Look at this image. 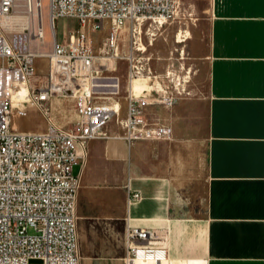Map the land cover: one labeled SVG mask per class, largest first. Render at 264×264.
Segmentation results:
<instances>
[{
  "label": "built area",
  "instance_id": "obj_1",
  "mask_svg": "<svg viewBox=\"0 0 264 264\" xmlns=\"http://www.w3.org/2000/svg\"><path fill=\"white\" fill-rule=\"evenodd\" d=\"M15 4L16 0H0V264H82L78 204L89 143L110 137L106 127L121 111L118 102L98 101L97 55L86 25L102 30L111 20L114 30L108 42L117 50L120 28L145 20H169L176 0H49L53 49L40 53L32 50L31 42L46 38L43 1L27 0V22L16 19ZM61 17L80 22V28L63 42L56 33ZM37 54L48 58L46 73L35 71ZM111 87V93L119 92L118 83ZM58 95L75 99L78 121L72 127L54 119L52 102ZM154 103L150 96L131 93L126 115L119 120L123 133L118 137L130 144L170 138L171 127L149 115ZM30 108L46 117V131L12 128L13 114L26 116ZM141 198L140 192L131 195L134 201ZM126 237V264L138 260L204 264L173 260L152 229L129 226Z\"/></svg>",
  "mask_w": 264,
  "mask_h": 264
},
{
  "label": "crops",
  "instance_id": "obj_2",
  "mask_svg": "<svg viewBox=\"0 0 264 264\" xmlns=\"http://www.w3.org/2000/svg\"><path fill=\"white\" fill-rule=\"evenodd\" d=\"M210 19L206 136L204 140L202 128L198 142L202 161L205 152L206 204L201 213H184L175 195L181 179L145 172V160L158 170L162 164L140 140H92L82 177L88 163L115 170L127 160V227L156 231L157 241L175 261L264 264V0H210ZM152 107L149 115L157 117ZM14 114V130L32 131L19 128ZM45 120L37 132L47 130ZM106 130L115 132L109 124ZM133 192L142 198L132 200ZM126 254L115 261L86 257L83 262L82 256V264H126Z\"/></svg>",
  "mask_w": 264,
  "mask_h": 264
},
{
  "label": "rangeland",
  "instance_id": "obj_3",
  "mask_svg": "<svg viewBox=\"0 0 264 264\" xmlns=\"http://www.w3.org/2000/svg\"><path fill=\"white\" fill-rule=\"evenodd\" d=\"M42 1L46 38L44 42L32 40V50L37 53L53 49L49 0ZM26 4L27 0H16L13 14H26ZM210 20V0H176L171 19L162 22L145 20L135 26L128 23L120 28L117 50L108 42L109 33L114 30L111 20H106L102 30L86 25L97 55L94 76L101 86L98 101L118 102L121 106L120 115L109 123L110 128L115 129L110 132V137L119 138V120L126 115L131 93L154 99L152 114L171 127L172 135L168 139L139 141L151 146L152 159L162 164V169L158 170L151 161L145 160L148 168L144 170L152 174H174L181 179L183 185L175 195L185 214H200L206 204L205 152L202 161L198 142L202 128L204 140L206 136ZM79 28L80 22L75 18L57 19L58 41L63 42ZM180 38L184 41H179ZM48 68L47 57L35 58L37 73H46ZM116 83L119 92L113 94L111 86ZM52 106L59 125L72 127L78 121L73 97L58 95L53 98ZM44 117L35 108H30L26 116L14 114L15 123L22 130H41L47 123ZM125 163L115 170L105 163L93 167L88 163L81 176L78 232L83 262L86 257L115 261L127 250L124 209L130 169L127 160ZM137 264L154 262L138 260Z\"/></svg>",
  "mask_w": 264,
  "mask_h": 264
},
{
  "label": "bare ground",
  "instance_id": "obj_4",
  "mask_svg": "<svg viewBox=\"0 0 264 264\" xmlns=\"http://www.w3.org/2000/svg\"><path fill=\"white\" fill-rule=\"evenodd\" d=\"M26 11V10H25ZM26 14H24V15H18L17 17H16V19L17 20H21V21H23V22H27V20H28V18H27V15L25 16ZM179 41H184V39L183 38H180L179 39ZM37 56H42L41 54H37ZM145 83H147V82H145ZM146 85V84H145ZM149 85V84H148Z\"/></svg>",
  "mask_w": 264,
  "mask_h": 264
}]
</instances>
